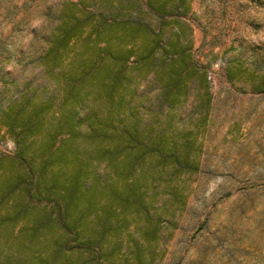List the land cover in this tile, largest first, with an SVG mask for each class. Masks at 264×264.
<instances>
[{
  "label": "rangeland",
  "instance_id": "1",
  "mask_svg": "<svg viewBox=\"0 0 264 264\" xmlns=\"http://www.w3.org/2000/svg\"><path fill=\"white\" fill-rule=\"evenodd\" d=\"M185 4L177 23L165 30L177 32L196 65L186 89L177 101L164 103L152 72L144 74L141 65L132 64L136 78L123 109L139 118L149 135L185 144L195 169L164 171L151 191L154 224H144L155 233L141 237L134 222L121 232L108 231L109 258L103 264L138 259L145 264H264V0ZM103 7L101 0H0V180L15 162L13 135L21 133L6 125L12 122L9 107L16 105L15 113L21 103L27 111L43 100L60 103L63 74L72 67L71 57L84 51L81 41L88 28L70 42L62 63L50 73L40 57L57 26L64 18L73 23L82 12L98 13ZM95 16L86 24L95 23ZM55 115L45 114L51 129ZM97 170L102 180H110L109 171ZM11 203L0 202V219ZM31 219L26 214L3 221L0 264L16 259L29 264L38 255L37 245L35 254L34 247L28 249ZM111 221L116 223V217Z\"/></svg>",
  "mask_w": 264,
  "mask_h": 264
},
{
  "label": "trees",
  "instance_id": "2",
  "mask_svg": "<svg viewBox=\"0 0 264 264\" xmlns=\"http://www.w3.org/2000/svg\"><path fill=\"white\" fill-rule=\"evenodd\" d=\"M185 2L101 0L104 9L98 13L82 12L73 23L63 17L57 26L40 57L50 73L62 63L70 42L84 28L89 32L81 41L84 51L71 57L72 67L63 74L61 102L43 100L31 111L21 103L15 113L12 105V122L6 121L21 133L13 135L15 162L0 180V202L12 199L0 230L5 219L31 214L28 249L35 248V254L37 245L39 253L29 264H103L109 258L106 233L121 232L132 222L140 224L141 237L152 236L155 230L144 224L152 226L156 217L151 207L155 182H162L164 171L195 169L185 144L149 135L140 119L123 109L136 78L132 64L141 65L144 74L152 72L164 103L177 101L186 89L196 65L177 32L165 30L177 23ZM94 15L95 23L87 25ZM49 110L56 114L54 129L51 118L45 119ZM100 166L109 171V181L101 179Z\"/></svg>",
  "mask_w": 264,
  "mask_h": 264
}]
</instances>
